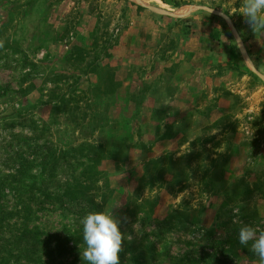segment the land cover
I'll list each match as a JSON object with an SVG mask.
<instances>
[{
	"label": "rangeland",
	"instance_id": "rangeland-1",
	"mask_svg": "<svg viewBox=\"0 0 264 264\" xmlns=\"http://www.w3.org/2000/svg\"><path fill=\"white\" fill-rule=\"evenodd\" d=\"M242 6L0 0V87L11 91L0 98V183L43 141L79 150L61 180L101 147L96 203L120 221L121 264H259L238 231L264 230V31L248 30ZM18 196L0 192V264H86L74 234L89 211L25 193L33 220L21 242Z\"/></svg>",
	"mask_w": 264,
	"mask_h": 264
},
{
	"label": "trees",
	"instance_id": "trees-1",
	"mask_svg": "<svg viewBox=\"0 0 264 264\" xmlns=\"http://www.w3.org/2000/svg\"><path fill=\"white\" fill-rule=\"evenodd\" d=\"M109 73L112 75L111 71H109ZM114 78L115 77L111 76V81L114 80ZM9 92H11L10 89L0 87V98L5 97ZM37 138L38 135H33L32 138L25 137L24 145L31 149L32 144L38 143L39 139ZM34 147L35 150L32 152V159L29 161H19L16 167V173L12 178L13 180L10 181V178L6 177V179L0 183L1 194L6 195V192H15L19 194L17 202H19L20 214L25 216L21 226L26 229L22 231L23 234L21 238L18 239L21 240V242L28 239L27 236L30 234L28 226H30L31 220H33L31 216L33 214V206L30 202L32 199L28 201L23 200V195L25 193L34 194L38 192L41 196H44L45 202L49 205L57 206L61 209L77 206L89 212L98 211L100 207L96 203L97 195L95 191L98 184L103 180V173L100 171V167L108 156L106 151L102 150L101 147H97L90 150L87 155H83L85 162L81 161L80 157H75L74 161L77 165H74L76 168L72 171L71 177L61 180L59 179V169H62L63 166L71 160L70 155L76 154L71 152H79V150L62 151L57 149L56 146L49 141H43L42 146L39 145ZM161 162L162 160L157 159L149 163V165L146 166L147 173L152 172V168L156 170L157 164ZM157 174L161 175L162 171H156L153 176ZM173 176L176 178V174ZM28 181L29 183H27ZM148 184L154 186L153 183ZM25 188L30 190L23 192ZM2 223L3 222L0 221V226ZM80 233L82 232L78 231L75 232L74 235L77 237ZM68 241L70 240L62 241L58 244L56 252L60 254V256L64 255L67 250H70L68 249ZM79 244L80 241L75 240V246ZM23 253L28 254L27 251Z\"/></svg>",
	"mask_w": 264,
	"mask_h": 264
},
{
	"label": "clouds",
	"instance_id": "clouds-1",
	"mask_svg": "<svg viewBox=\"0 0 264 264\" xmlns=\"http://www.w3.org/2000/svg\"><path fill=\"white\" fill-rule=\"evenodd\" d=\"M199 6L207 8V15L214 11L207 3H199ZM240 13L242 23L250 32L255 34L264 31V0H243ZM221 15L231 23L230 16ZM234 34L242 48L243 41L238 33ZM80 225L84 245L80 251L82 261L86 264H121L120 254L124 251L125 236L120 221L111 210L90 211L80 219ZM238 242L244 246L250 244V251L258 258L259 264H264V230L244 224L239 228Z\"/></svg>",
	"mask_w": 264,
	"mask_h": 264
}]
</instances>
